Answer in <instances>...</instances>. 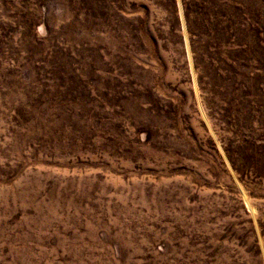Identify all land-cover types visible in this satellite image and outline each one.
Here are the masks:
<instances>
[{
	"label": "rangeland",
	"instance_id": "374dc122",
	"mask_svg": "<svg viewBox=\"0 0 264 264\" xmlns=\"http://www.w3.org/2000/svg\"><path fill=\"white\" fill-rule=\"evenodd\" d=\"M0 264H264V0H0Z\"/></svg>",
	"mask_w": 264,
	"mask_h": 264
}]
</instances>
